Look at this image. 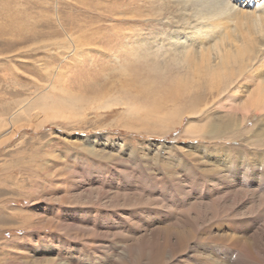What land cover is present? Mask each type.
<instances>
[{"label": "rangeland", "instance_id": "obj_1", "mask_svg": "<svg viewBox=\"0 0 264 264\" xmlns=\"http://www.w3.org/2000/svg\"><path fill=\"white\" fill-rule=\"evenodd\" d=\"M175 10L0 0V264H264V114L236 140L194 137L189 101L212 74L170 95L130 63L170 49ZM217 100L196 112L227 117ZM234 244L251 257L226 255Z\"/></svg>", "mask_w": 264, "mask_h": 264}, {"label": "bare ground", "instance_id": "obj_2", "mask_svg": "<svg viewBox=\"0 0 264 264\" xmlns=\"http://www.w3.org/2000/svg\"><path fill=\"white\" fill-rule=\"evenodd\" d=\"M171 1L176 10L175 14L170 17L172 21L169 25H172L177 32L174 31L175 33L168 38L172 39L170 49L155 46L156 49L153 48L150 52L144 48L137 55H132L130 63H135L133 65L135 67L134 72H138L135 74H146L147 78L154 80L156 88L162 89L164 93H170V95L172 93L188 95L189 91L186 93L183 89L185 85L181 83L182 74L199 76V72H202V70L205 75L212 74L210 86H197L198 91L192 95L189 101L190 109L195 110L190 113L191 121L187 125L186 132L198 138L209 134L216 137H232L231 140H236L233 136L240 132L251 133L252 130L244 131L245 121L248 118L246 114L251 111H254L257 116L264 114V78L260 79L264 75V0ZM254 36H258V38L253 40ZM156 41H158V38ZM256 47L258 49L254 50ZM259 49L261 51L258 52ZM132 51L137 50L133 49ZM126 60L124 59V61ZM127 65L120 66V69L125 73L128 69ZM137 65L139 68H137ZM146 66H149L148 72L144 71L147 68ZM236 67L239 71L238 76L232 73L234 69L236 70ZM245 72L247 76L243 75ZM258 72H260L259 75ZM196 80L199 81V78L197 77ZM249 85L250 88L248 89ZM209 95L218 99L217 108L227 110V117L213 118L214 114H211L206 105L199 109V113L205 117L199 123L197 122L199 113L196 112V107L202 104L205 97ZM238 95L240 97L246 95L247 97L246 103H243L241 107L244 108L245 112L243 117L237 114L240 111V104H236L235 97ZM237 118H239V121H237ZM254 129L256 131L251 137L257 138L258 135L261 137L264 128L261 129L262 133L260 130L258 132L257 128ZM231 237L232 235L229 238ZM237 245L223 247L224 253L226 255L229 252L236 253V255L237 253L243 254L245 255L244 259L250 256L248 246H246L247 248H239ZM253 259L251 258L250 261ZM198 264L200 263L198 262Z\"/></svg>", "mask_w": 264, "mask_h": 264}]
</instances>
